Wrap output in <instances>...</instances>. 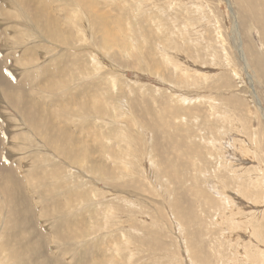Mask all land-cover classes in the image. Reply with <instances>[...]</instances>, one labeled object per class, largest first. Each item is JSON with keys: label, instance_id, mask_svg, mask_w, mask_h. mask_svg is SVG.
Returning <instances> with one entry per match:
<instances>
[{"label": "rangeland", "instance_id": "1", "mask_svg": "<svg viewBox=\"0 0 264 264\" xmlns=\"http://www.w3.org/2000/svg\"><path fill=\"white\" fill-rule=\"evenodd\" d=\"M42 1L58 42L0 2V90L78 142L0 100V264H264V0Z\"/></svg>", "mask_w": 264, "mask_h": 264}, {"label": "bare ground", "instance_id": "2", "mask_svg": "<svg viewBox=\"0 0 264 264\" xmlns=\"http://www.w3.org/2000/svg\"><path fill=\"white\" fill-rule=\"evenodd\" d=\"M227 1V0H226ZM229 1V0H228ZM227 1V2H228ZM0 2L3 3V5L5 4L6 7H15V8H20V11L22 12V17H24L25 22H27V25H32V28H31V31L35 32L36 35H40L39 36V39L43 36L45 37L44 39H49L50 40L52 38L55 39V41H60L61 39V35H62V32L64 31H60L61 29H59V26H60V20L57 19V20H52V18H46L44 17V12H48L46 9H45V2L44 1H40V0H0ZM41 2V3H40ZM42 4V5H41ZM230 6V5H229ZM50 7V6H49ZM47 7V9L49 8ZM18 8V9H19ZM1 11V10H0ZM7 11V10H6ZM5 11V12H6ZM10 13V12H9ZM12 13V12H11ZM14 14V13H13ZM11 16V14H9ZM13 17V16H11ZM9 17V19L11 18ZM21 18V17H20ZM23 19V18H22ZM56 19V18H55ZM13 21V20H11ZM30 21V23H29ZM1 22V21H0ZM9 22L10 21H5L4 23H0V24H3L5 25L6 27L10 28L11 30H13L11 27H9ZM17 23V22H15ZM88 23V22H87ZM236 23V22H235ZM233 23V34H234V43H235V49H236V52L238 54V57L240 58V60L242 61V63H244V66L245 67V72L247 73L248 71V65H247V60L245 58V55H244V52H243V46H242V42H241V34H240V30L238 29V27L236 26V24ZM28 25V27H30ZM28 27H26V29H28ZM84 27V26H83ZM64 28V27H63ZM9 29V30H10ZM6 30V29H5ZM8 30V31H9ZM16 30V29H15ZM84 30V29H83ZM14 32V31H13ZM18 32V31H17ZM29 32V30H28ZM69 32V31H68ZM67 33V32H66ZM21 34V32H20ZM42 34V35H41ZM12 35V33H11ZM17 36V34H14ZM109 35V34H108ZM15 36V37H16ZM21 36V35H20ZM218 37V35H217ZM13 38V37H12ZM20 37H18L19 39ZM25 38V37H24ZM112 38V37H111ZM14 39V38H13ZM17 39V38H15ZM146 39V38H145ZM12 40V39H11ZM6 41V40H5ZM14 42V41H13ZM233 42V41H232ZM4 44V43H3ZM43 47V46H42ZM2 49V48H0ZM124 52V51H123ZM32 53V52H31ZM19 60V61H17ZM20 60H21V57L17 58L14 62L17 61V63H20ZM11 62V61H10ZM16 64V63H14ZM94 65V64H93ZM159 65V64H158ZM161 65V64H160ZM159 65V66H160ZM17 66V64L15 65ZM158 66V67H159ZM175 66V71L179 70L178 67L176 66V64L173 65V67ZM155 67V66H154ZM18 70V74L20 73L21 75H23L24 73H22V71L19 72V69L17 68ZM14 72V71H12ZM15 73V72H14ZM180 75L182 74L181 71H179ZM16 74V73H15ZM17 75V74H16ZM19 75V76H21ZM236 75V74H235ZM247 76V80H248V83L250 84V88H251V92L254 96V98L256 99L257 101V96H256V92H255V88H253V84H252V81H251V77L250 75L247 73L246 74ZM161 78H163V75H160ZM183 77V75H182ZM181 77V78H182ZM165 81V80H164ZM21 84V83H20ZM90 84V83H89ZM17 85V84H16ZM15 85V86H16ZM22 86H24L22 84ZM28 84L25 86L27 87ZM34 86V85H33ZM95 86V85H94ZM21 88V87H20ZM97 88V87H96ZM2 89V88H1ZM29 89V88H28ZM35 89V88H34ZM30 90V89H29ZM36 90V89H35ZM40 90V89H39ZM9 91V90H8ZM24 91V90H23ZM23 91H20L18 90L17 88V91L14 92L16 95H11L9 94L10 92H7L6 93L3 91L0 90V100H2V98L4 99L3 101H5L4 103L7 102V105L10 106V108H14V110H16V112L18 113V115L20 116L21 120L24 121V123H27L28 125H31V126H35L36 127V130H43L44 133L46 134H50L52 133V140H60V139H63V140H68V138H71L72 139V142H71V145L72 146H75L76 145V142H78L77 139H74L72 136L70 137L68 134L66 135H63L64 133H60L59 135L57 134L56 136V133L53 131V123L50 124L49 121H48V118L47 116L51 115V113L49 112L50 109H44V110H41L39 107L38 104L34 103L29 97H26V95L24 94ZM75 91V90H74ZM32 92V96H38V94H36L35 92H33L32 90L30 91ZM26 93V92H25ZM84 94V93H83ZM75 95V94H74ZM79 95V94H78ZM72 97V96H71ZM29 100H28V99ZM73 99V98H71ZM50 101V100H49ZM67 101V100H66ZM2 103V102H0ZM84 104V103H82ZM257 106H258V109L259 111L261 112V115L262 117L264 118V109L262 108L261 104L258 102H256ZM67 105V104H66ZM75 105V104H74ZM81 107V111H88L87 109L88 108H84L82 106H79ZM89 107V106H88ZM70 108H73V107H70ZM6 109V108H5ZM85 109V110H84ZM67 110V109H66ZM90 110V109H89ZM53 112V111H52ZM77 112V111H75ZM54 113V112H53ZM52 113V114H53ZM89 113V112H88ZM97 113V112H96ZM82 114V113H81ZM56 115V113H55ZM72 116V115H71ZM84 116V115H83ZM73 117V116H72ZM7 119V118H6ZM9 119V118H8ZM61 119V118H60ZM16 120V119H15ZM62 120V119H61ZM94 120V119H93ZM8 121V120H7ZM67 121H68V118H67ZM6 122V121H5ZM60 122V120H59ZM22 125V124H21ZM104 125V124H102ZM15 126V125H14ZM79 126V125H78ZM84 127V126H83ZM14 130V129H13ZM55 133V134H54ZM55 137V139H54ZM101 137V136H100ZM58 138V139H57ZM101 139V138H100ZM100 141V140H99ZM63 142V141H62ZM66 143V142H65ZM211 144V143H210ZM67 145V144H66ZM97 147V146H96ZM213 147V146H212ZM99 148V146H98ZM97 149V148H96ZM70 153H71V156L72 158L74 157L75 159L79 158V160H82L85 158V156L81 153H77V151L75 152L73 149L69 150ZM248 151V150H247ZM247 151H243V154L244 156L248 155L249 152ZM250 151V150H249ZM93 153V152H92ZM33 160V159H32ZM93 160V159H92ZM100 169V168H99ZM8 179V178H7ZM6 183V187L7 189H3L2 191L7 194H9L13 199L12 201H15L14 203L18 202L17 200H20V199H23L19 196L20 194V187L17 186V183L16 182H13V181H5ZM244 185H245V182H244ZM243 186V188H240V191L241 193L244 195V196H247L249 190H247V187H249V185H246V186ZM258 185V184H257ZM263 186V185H262ZM260 184H259V188L262 187ZM264 187V186H263ZM239 191V192H240ZM2 192V193H3ZM12 192V193H11ZM17 195V196H16ZM4 196V195H3ZM17 199V200H16ZM26 205V203H25ZM24 205L20 202L17 203V205L13 208L10 209V214L11 215H14L15 217V224L17 225L18 228H25L24 226H26V222H27V218H23V220L20 218H17L18 216H21V214H25V212L23 211L24 210ZM13 217V218H14ZM22 220V221H21ZM29 221V220H28ZM16 227V228H17ZM68 230V229H67ZM66 232V231H65ZM65 235V233H64ZM25 247H28V245H26ZM81 256V255H80ZM39 259H34L33 261L29 262V264H39L38 262ZM83 261V259H82ZM43 264H54L52 262V260H50L49 258H45L43 261ZM19 264H23L22 262H20Z\"/></svg>", "mask_w": 264, "mask_h": 264}]
</instances>
